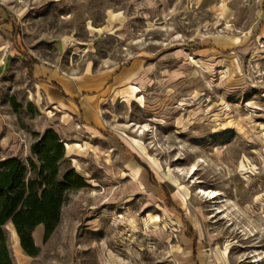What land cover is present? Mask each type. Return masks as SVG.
Masks as SVG:
<instances>
[{
  "label": "rangeland",
  "instance_id": "374dc122",
  "mask_svg": "<svg viewBox=\"0 0 264 264\" xmlns=\"http://www.w3.org/2000/svg\"><path fill=\"white\" fill-rule=\"evenodd\" d=\"M33 60L137 79L67 143ZM47 130L85 186L35 257L5 226L13 264H264V0H0V161Z\"/></svg>",
  "mask_w": 264,
  "mask_h": 264
},
{
  "label": "trees",
  "instance_id": "16d2710c",
  "mask_svg": "<svg viewBox=\"0 0 264 264\" xmlns=\"http://www.w3.org/2000/svg\"><path fill=\"white\" fill-rule=\"evenodd\" d=\"M37 64L33 60L27 66L30 78ZM31 154L34 158L26 162L19 158L0 161V264H13L7 245V224L12 225L22 252L33 258L39 251L32 237L35 228L43 226L46 243L60 222L68 191L85 186L73 169L59 178L60 163L65 162V142L55 131H45L31 148Z\"/></svg>",
  "mask_w": 264,
  "mask_h": 264
},
{
  "label": "crops",
  "instance_id": "0c3cea01",
  "mask_svg": "<svg viewBox=\"0 0 264 264\" xmlns=\"http://www.w3.org/2000/svg\"><path fill=\"white\" fill-rule=\"evenodd\" d=\"M119 69L85 70L78 76H68L42 63L33 67V80L44 102L58 113L55 123L64 141L77 144L80 137L95 139L103 133L105 104L126 94L127 83L137 79L133 65ZM70 147L65 143V152L74 156Z\"/></svg>",
  "mask_w": 264,
  "mask_h": 264
}]
</instances>
